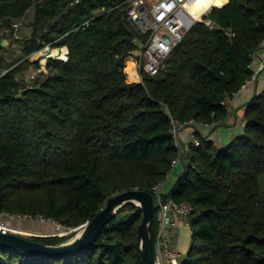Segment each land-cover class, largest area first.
I'll use <instances>...</instances> for the list:
<instances>
[{
    "label": "trees",
    "instance_id": "16d2710c",
    "mask_svg": "<svg viewBox=\"0 0 264 264\" xmlns=\"http://www.w3.org/2000/svg\"><path fill=\"white\" fill-rule=\"evenodd\" d=\"M212 2L219 5L206 17L213 25L196 21L142 85L124 71L136 39L145 37L129 21L130 0H0V212L76 229L112 195L153 192L166 180L179 158L173 122L220 125L263 55L264 0ZM31 7L23 61L9 62L3 39L17 35L15 20ZM45 46L68 47V58L49 56L47 73L24 84L17 74L39 65L29 56ZM244 115L242 133L228 145L198 131L199 144L183 154L166 196L193 207L181 264H264V90ZM141 220V207L129 202L79 252L0 248V264H146L137 245ZM29 238L54 245L70 236Z\"/></svg>",
    "mask_w": 264,
    "mask_h": 264
},
{
    "label": "built area",
    "instance_id": "2783aa9c",
    "mask_svg": "<svg viewBox=\"0 0 264 264\" xmlns=\"http://www.w3.org/2000/svg\"><path fill=\"white\" fill-rule=\"evenodd\" d=\"M131 13L129 21L133 25L131 18L137 15L135 22L138 24L142 33L140 36H145L141 39H136L137 45L130 51L124 71L127 73L129 82L144 84V76H155L160 73L165 67L166 60L169 58L173 50L183 41L185 33L198 20H203L207 25L213 22L206 18L208 14L201 15L198 19L196 14L191 10L192 0H130ZM212 9L209 11V13ZM17 24H15L16 26ZM17 27V26H16ZM46 48H51L46 46ZM51 56V55H50ZM54 57V56H53ZM67 59V51L64 57ZM132 63L131 70L128 71V63ZM254 74L251 80L256 79L260 72L264 70V53L260 57L257 66L252 67ZM131 80H130V79ZM250 80V81H251ZM244 121L242 126H245ZM216 123L204 124L195 120H190L185 127H190L192 133L195 134L199 128L204 126H214ZM182 126L173 122V135L179 149V158L175 161V165L183 159L185 153V145L181 139ZM192 145L199 144L198 139L193 136L190 138ZM183 161V160H182ZM169 176V175H168ZM168 178V177H167ZM168 180H164L153 187V196L155 204L158 206L159 227L155 237L156 262L157 264H181V253L176 245V235L178 231L184 227L190 228L188 216L192 213L193 207L190 201H175L171 197H166L168 191H165L164 186H167ZM173 184V183H172ZM172 184L168 187L172 186ZM185 218L184 223H179L176 216ZM18 218L33 219L30 215H17L0 212V230L6 233H21L20 227L13 225L12 220ZM43 221H49L43 217H39ZM72 231V228H69Z\"/></svg>",
    "mask_w": 264,
    "mask_h": 264
},
{
    "label": "water",
    "instance_id": "95a60500",
    "mask_svg": "<svg viewBox=\"0 0 264 264\" xmlns=\"http://www.w3.org/2000/svg\"><path fill=\"white\" fill-rule=\"evenodd\" d=\"M135 19H137V15L131 18V21L138 32L142 33ZM65 48L68 54L69 49L68 47ZM129 202L136 203L142 209V220L138 226L137 239V245L142 257L146 264H157L154 218L158 206L155 204L152 192L135 188L118 192L108 198L104 207L81 226V231L73 238L61 244H45L20 234L6 233L0 230V248L24 251L34 255H45L49 257L79 252L93 244L102 233L103 228L113 219L117 211Z\"/></svg>",
    "mask_w": 264,
    "mask_h": 264
},
{
    "label": "rangeland",
    "instance_id": "374dc122",
    "mask_svg": "<svg viewBox=\"0 0 264 264\" xmlns=\"http://www.w3.org/2000/svg\"><path fill=\"white\" fill-rule=\"evenodd\" d=\"M216 5L217 4H212L209 9H206L202 14H200V17L201 15H205V14L209 15L210 14L209 11L213 9ZM33 15H34V7H31L23 17L15 20V24H17L16 25L17 35H14V36L9 35L3 39L4 41V42L2 41L3 42L2 46L4 47L3 52L6 55L7 60L9 62H18V59L21 58V55H22L21 40H23L26 36L31 34V31H32L31 23L33 20ZM195 17H197V15ZM200 17H197V18L199 19ZM211 25H213V23ZM51 49L46 48L45 46L41 50L29 56V60L31 62H38L39 65L30 64L26 70L17 74V78L23 81L24 84L27 85V84H31L34 80L41 77L43 73H47L46 62L49 56L51 55V53H49ZM62 55H63V52H62ZM52 56H55V55H52ZM19 60H20L19 62L23 61V59H19ZM130 69L131 67L128 69V71H130ZM157 213L159 216L160 211L158 210ZM175 216H178V215H175ZM178 217H181V216H178ZM11 223L13 225L20 227L19 230H23V232L18 233V234L26 236V237L66 235V236H70L69 239H71L79 231L82 230V227L73 229L72 231H70L67 228L62 227L64 229L62 230L61 228L58 227L57 223L53 220L43 221L41 219L31 220L27 218H18L16 220H12ZM181 227L184 228L183 231L185 232L184 234L189 241L188 243V247H189L190 239H191L190 229L188 227H184V225H182ZM61 232H65V234H60ZM184 244H186V242ZM178 249L180 251L179 247ZM187 251H188V248L186 252ZM186 252L185 251L183 252L184 255L186 254ZM180 259L183 260L184 257L183 258L180 257Z\"/></svg>",
    "mask_w": 264,
    "mask_h": 264
},
{
    "label": "crops",
    "instance_id": "0c3cea01",
    "mask_svg": "<svg viewBox=\"0 0 264 264\" xmlns=\"http://www.w3.org/2000/svg\"><path fill=\"white\" fill-rule=\"evenodd\" d=\"M215 4V2L211 3ZM264 53V50L263 52ZM261 53V55H262ZM260 57V56H259ZM259 57H255L254 64L257 66L259 62ZM264 90V70H262L259 74V76L251 81H248L242 89L234 95L232 99L228 102V109L229 113L226 119L223 120V122L220 125H214V126H204L202 128H199V132H201L205 137H207L209 140L214 142V145L217 147L226 146L228 145L236 136L242 133L243 126L242 123L245 121V109L247 107V103L259 92ZM193 136L196 137L195 134L192 133V130L190 127H183L181 129V138L183 140V143L185 145V150L190 145L191 140ZM184 169V163L182 160H180L175 166L174 171L169 174L167 180L168 184L167 186H164L165 191L169 190V186L174 183L178 175L183 171ZM170 184V185H169ZM168 189V190H167ZM175 218L178 219L179 223H184L185 218L184 217H178ZM190 229V228H189ZM184 228H182L180 231H178L176 235V245L180 248L181 257L184 259L187 257V248L188 247V239L185 236V232L183 231ZM191 234V231H190ZM190 239V237H189ZM186 242V244H184ZM191 242V239H190ZM186 252L184 255L183 252ZM183 253V254H182ZM184 255V256H183Z\"/></svg>",
    "mask_w": 264,
    "mask_h": 264
},
{
    "label": "bare ground",
    "instance_id": "6f19581e",
    "mask_svg": "<svg viewBox=\"0 0 264 264\" xmlns=\"http://www.w3.org/2000/svg\"><path fill=\"white\" fill-rule=\"evenodd\" d=\"M192 1H193V3L191 5V10L197 15V17H199L200 14H202L206 9H209L211 7V3H212V0H192ZM62 52H63V55H62ZM49 53H51V56L55 55L54 57H63L66 53V48L65 47L55 48V49L52 48L51 51H49ZM128 66L132 67V63L129 62ZM57 225L59 228L64 230L61 225H59V224H57ZM22 232H23V230H22ZM60 234H65V232H61Z\"/></svg>",
    "mask_w": 264,
    "mask_h": 264
},
{
    "label": "clouds",
    "instance_id": "9594fccd",
    "mask_svg": "<svg viewBox=\"0 0 264 264\" xmlns=\"http://www.w3.org/2000/svg\"><path fill=\"white\" fill-rule=\"evenodd\" d=\"M218 2H219V0H218ZM223 2H225V3H226V2H227V0H223Z\"/></svg>",
    "mask_w": 264,
    "mask_h": 264
}]
</instances>
